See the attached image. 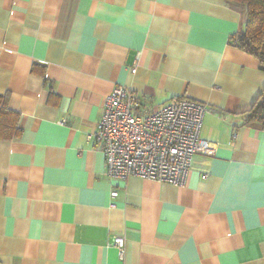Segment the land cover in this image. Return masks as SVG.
<instances>
[{
    "label": "crops",
    "instance_id": "1",
    "mask_svg": "<svg viewBox=\"0 0 264 264\" xmlns=\"http://www.w3.org/2000/svg\"><path fill=\"white\" fill-rule=\"evenodd\" d=\"M244 21L227 0H0L17 116L0 137V264H264V119L247 122L264 69L232 40ZM116 85L154 109L204 103L215 154L182 185L111 178L91 133Z\"/></svg>",
    "mask_w": 264,
    "mask_h": 264
},
{
    "label": "built area",
    "instance_id": "2",
    "mask_svg": "<svg viewBox=\"0 0 264 264\" xmlns=\"http://www.w3.org/2000/svg\"><path fill=\"white\" fill-rule=\"evenodd\" d=\"M135 70L136 67L132 69ZM208 110L204 103L184 97L154 109L132 88L116 85L105 97L100 120L91 136L104 153L111 178L125 179L135 174L182 185L196 153L216 152V146L200 136ZM118 194L117 189L111 191L112 198ZM113 243L124 258L125 235H115Z\"/></svg>",
    "mask_w": 264,
    "mask_h": 264
},
{
    "label": "trees",
    "instance_id": "3",
    "mask_svg": "<svg viewBox=\"0 0 264 264\" xmlns=\"http://www.w3.org/2000/svg\"><path fill=\"white\" fill-rule=\"evenodd\" d=\"M245 12L240 32L233 37L244 50L254 54L264 69V0H227ZM247 122L264 119V91L249 110ZM17 116L6 108L0 95V137H12L16 133Z\"/></svg>",
    "mask_w": 264,
    "mask_h": 264
}]
</instances>
